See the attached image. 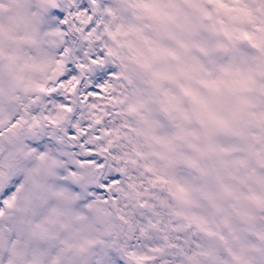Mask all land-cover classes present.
<instances>
[{"label": "clouds", "instance_id": "obj_1", "mask_svg": "<svg viewBox=\"0 0 264 264\" xmlns=\"http://www.w3.org/2000/svg\"><path fill=\"white\" fill-rule=\"evenodd\" d=\"M0 264H264V0H0Z\"/></svg>", "mask_w": 264, "mask_h": 264}]
</instances>
